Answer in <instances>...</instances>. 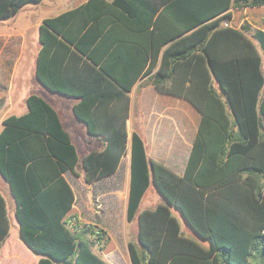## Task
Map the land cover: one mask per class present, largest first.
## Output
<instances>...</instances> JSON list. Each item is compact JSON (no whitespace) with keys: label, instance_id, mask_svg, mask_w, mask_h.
Masks as SVG:
<instances>
[{"label":"trees","instance_id":"1","mask_svg":"<svg viewBox=\"0 0 264 264\" xmlns=\"http://www.w3.org/2000/svg\"><path fill=\"white\" fill-rule=\"evenodd\" d=\"M39 1L0 0V20ZM178 1L162 11L175 30L161 28L159 5L150 0H88L39 24L35 75L49 90L78 98L74 114L99 148L79 158L58 113L37 94L26 97L25 112L2 120L0 175L36 264H109L93 250L108 240L103 229H72L74 192L63 173L79 176V167L89 184L117 169L127 151V92L145 75L160 93L187 100L200 120L181 175L149 158L141 137L131 135L130 263L264 264V31L220 26L229 9L264 0H192L187 22L169 12ZM150 185L164 202L140 210ZM171 208L194 236L183 233ZM9 227L0 192V243Z\"/></svg>","mask_w":264,"mask_h":264},{"label":"crops","instance_id":"2","mask_svg":"<svg viewBox=\"0 0 264 264\" xmlns=\"http://www.w3.org/2000/svg\"><path fill=\"white\" fill-rule=\"evenodd\" d=\"M41 1L42 0H40L39 2H36V4L40 3ZM87 1L88 0L79 1L80 3H78L75 6L61 10L58 13L53 14L52 16H42L36 19L30 25H25L22 27L18 25L10 26L8 23V20L16 16L17 13H19L20 10L23 9L28 3L23 5L15 14L11 15L8 18L0 20V129L2 127V120L10 114H15V113L8 112L9 110H11V108H13V105H14V99L12 96L14 79L16 76L17 65L19 61L21 60V58H23V55L26 54L27 48H29L31 60L33 61L35 57L34 76L36 80L46 89L49 95L53 96L51 98L54 100V102L50 103L46 99H44L42 96L41 97L47 103H49V105L58 113L62 126L68 132L72 143L76 147L79 158H82L89 150L94 149L95 145L92 148L88 147L87 152L82 155V147L77 144L78 141L81 140L82 144H90V147H91L92 144H97L98 140L96 139V137H92L91 135L87 133V130H86L87 124L84 121L77 118L76 115L74 114L73 106L78 101V98L49 90L42 82L38 80V78L35 75V61H36V53L39 48L38 26L43 21V19L48 18V17H55L65 11L76 8L77 6L84 4ZM150 1L159 5L158 14L161 15V18H160L161 28L165 30L177 29L176 26L178 24H176L174 21L171 20L170 15L168 13H165V14L162 13L163 6L169 4L170 2L174 0H169V1L150 0ZM30 3H33V2H30ZM181 5H187V2L181 3V0H179L178 2L173 4V6H171L169 12L171 13L172 16L183 17V19L187 22L188 19L186 20L185 18H187V12L192 10L191 9L192 0H190V8L188 10L186 8H181ZM194 5L195 7L197 6V1L194 2ZM262 7L264 8V6ZM252 8H257V7H252ZM252 8L244 7V8L235 9V10L229 9L231 13V18L228 21L222 20L220 22V26H225L229 24L235 28H240L242 24L247 23L251 26V30L246 31V34L248 35H252L253 30L255 29H260L264 31V25L254 26V28H252L253 25L248 20V16L246 14L247 9H252ZM194 11L196 12L197 8H195ZM240 12L241 13L243 12V16L238 21H236V15L240 14ZM1 24H5L6 27L1 28ZM33 29H34V33H33ZM30 33H32V35ZM28 65H29V62L27 63V66ZM146 77L147 75L138 78L136 82L132 85L131 90L127 92V95L129 96V108H128V117L126 118V121H125L127 138H128L126 153L121 157V160H120V163L117 169L112 174L102 179H99L97 181H94L92 183H89V185H92L100 180L111 178L112 182H110L111 183L110 185L112 187L111 189H114V191L112 192L115 194V192L118 191V187L120 185L119 179H121L122 177L121 171H120L121 161L123 157H126L124 165L122 166L123 167L122 171H124L128 176L127 186L126 185L121 186L122 188H124L125 195L123 199L121 197V200H119V198H117L115 194L114 199L112 200L111 198V201H113V204L120 202V203H123V205H125V203H127V195H128V188H129V163H130L129 150H130V138H131L132 133H137L141 137V139L143 140L145 149H146V153L149 158H151L152 160L158 163L165 165L166 167L171 169L176 174L181 175L184 172L186 161H187L189 151L192 145V141L194 139L196 129H197V126L200 120L199 112L187 100L177 97L175 95L160 93L151 83H145ZM31 94H35V93H31ZM27 96L28 95L25 96V99ZM54 103L56 104L59 110L54 107L55 106ZM61 110L64 115V121L60 117ZM21 113H18V114H21ZM95 148H99V147H97L96 145ZM71 175L75 176L70 171H66L65 173H63L64 178L69 183V185L71 186L74 192V203L72 205V209H73V208H76L75 202L77 200V197L75 194V189L71 185L72 184ZM79 176H75V177H79ZM110 185L109 184L105 185L106 188L102 187V190L108 189V186ZM7 186H8V183H7ZM151 186L158 193L156 188L153 185H150V187ZM150 187H148V189ZM8 189H9V186H8ZM9 193H10V189H9ZM100 205H102L101 202L99 203L97 209L93 210L96 215L98 213L103 214L105 210L107 209H110V208L114 209V206H111V205H109L106 208H101ZM154 206H152L151 208H153ZM173 209L174 208H171L172 212H173ZM125 211H126V208H125ZM177 213L178 215H176L173 212V214L178 218V220H179L178 216H180L184 222V225H182V223L179 220L180 225H181V230L183 231V233L188 236H194V233L188 228L184 218L180 215L179 211H177ZM123 220L126 221V216H123ZM131 222H127V223L129 224ZM100 228L103 229L102 227ZM104 231L106 232V230ZM185 231H187V233H185ZM127 234L129 233L127 232ZM17 237L21 241L18 235ZM106 237L108 239L106 243L110 245L109 236L107 232H106ZM128 241L129 240L126 241V246H127ZM4 242L0 243V262L5 263V264H36L37 259H38L37 255L31 252L34 255V257L32 256V258L30 259H28L29 257L20 259L11 253L10 246H8V248H7V245L4 246ZM21 243L23 244L22 241ZM24 247L26 246L24 245ZM104 247H105L104 245H102V247L98 246L97 251L94 249L93 250L96 253H98L109 264H119L117 257L112 255V252H113L112 247H110L109 251H105ZM124 258L126 259V256Z\"/></svg>","mask_w":264,"mask_h":264},{"label":"rangeland","instance_id":"3","mask_svg":"<svg viewBox=\"0 0 264 264\" xmlns=\"http://www.w3.org/2000/svg\"><path fill=\"white\" fill-rule=\"evenodd\" d=\"M79 1L82 0H42L38 4L28 3L23 9L20 10L19 13H17L16 16H14L12 19H9L8 23L10 26L18 25L20 27L25 25H30L32 22H34L36 19L42 16H52L53 14L58 13L61 10L77 5L78 3H80ZM246 14L248 16V20L253 25L252 28H254V26L264 25L263 7L247 9ZM242 16H243V12L242 13L240 12V14L236 15V21H238ZM4 27H6V25L1 24V28ZM33 33H34V29H33ZM30 34L32 35V33ZM27 56L29 59L27 58ZM34 59L33 61L31 60L29 48H27L26 54L23 55V58H21V60L17 65L16 76L14 79V86L12 91L14 105L13 108H11V110L8 111L9 113L18 114L25 111L26 110L25 96L31 93H35L42 96L50 103L54 102V100L51 98L53 96L49 95L46 89L36 80L34 76ZM28 62L29 65L27 66ZM54 105L53 106L58 109L55 103ZM60 117L64 121V115L62 110L60 111ZM77 144L82 147V155L87 152L88 147L92 148L94 145H95L94 148L96 147V144H92L91 147L90 144H82L81 140L78 141ZM125 160L126 157H123L120 167L122 177L121 179H119L120 185L118 187V191L115 192L119 200H121V197L123 199L125 195L124 188H122L121 186L124 185L127 186L128 176L124 171H122L123 170L122 166L124 165ZM77 172L80 174L79 177H75L71 175V182H72L71 185L74 187L75 194L77 197V200L75 202L76 208H73L68 216V218L71 219L72 229L76 230L77 232H80V230L84 228L86 225L93 226L95 230L101 229L100 227H102L104 230H106L109 236V244H110L108 245L107 243H105L104 250L109 251L110 247H112L113 249L112 255L117 257L119 264H131L129 260L126 241L127 240L135 241L136 221L134 220L128 224L125 220H123V216H125L126 203L125 205H123V203L120 202L113 204V201H111V198L113 200L115 196V194L112 192L114 191V189H111L112 187L110 185L111 184L110 182H112L111 178L103 179L92 185H89L83 181L82 172L79 167H77ZM108 184L110 185L108 186V189L102 190V187H105V185ZM0 192L5 198L6 210L10 223L9 235L4 242V246L7 245V248L8 246H10L11 253L16 257L20 259L29 257L28 259H30L32 258V256L34 257V255L31 253L29 249L24 247V245L17 237L18 227L14 217V201L9 193L7 183L4 181V178L1 175H0ZM100 202L102 204L100 205L101 208H106L109 205H111L114 206V209L110 208L105 210L103 214L98 213L96 215L93 210L97 209ZM158 202H164V200L151 186L147 190L146 194L143 196L139 205V209L142 210L148 207L151 208L152 206L156 205ZM173 212L176 215H178L176 210L173 209ZM178 217L182 225H184L182 218L180 216ZM91 222L95 225H93ZM125 229L129 234H127ZM185 233H187V231H185ZM82 235L83 237H85L84 239L89 243V238H92V236L89 233H83ZM98 246H100V243L97 242L96 246H94L93 249L97 251ZM125 256L126 259L124 258ZM0 264H5V263L0 262Z\"/></svg>","mask_w":264,"mask_h":264},{"label":"built area","instance_id":"4","mask_svg":"<svg viewBox=\"0 0 264 264\" xmlns=\"http://www.w3.org/2000/svg\"><path fill=\"white\" fill-rule=\"evenodd\" d=\"M68 221H70V223H71V219L70 218H68Z\"/></svg>","mask_w":264,"mask_h":264}]
</instances>
